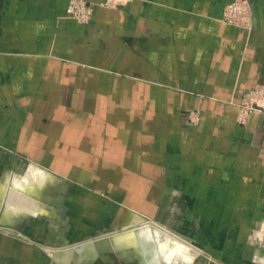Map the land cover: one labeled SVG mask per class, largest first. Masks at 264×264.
Masks as SVG:
<instances>
[{
	"label": "crops",
	"instance_id": "1",
	"mask_svg": "<svg viewBox=\"0 0 264 264\" xmlns=\"http://www.w3.org/2000/svg\"><path fill=\"white\" fill-rule=\"evenodd\" d=\"M89 1L81 23L0 0V264H120L110 234L67 249L119 208L185 226L205 264L259 261L264 112H237L264 84V0L249 29L231 0Z\"/></svg>",
	"mask_w": 264,
	"mask_h": 264
},
{
	"label": "rangeland",
	"instance_id": "2",
	"mask_svg": "<svg viewBox=\"0 0 264 264\" xmlns=\"http://www.w3.org/2000/svg\"><path fill=\"white\" fill-rule=\"evenodd\" d=\"M68 1L69 0H67L66 5ZM128 1L130 0H102L100 3L108 7H122ZM254 4L255 3L252 0H231L224 5L220 18L222 21H225L227 23L243 26L249 29L251 28L252 22L254 19V12H255ZM71 5H72L73 14L77 15L78 17L76 16L69 17L67 16L66 12L64 13L65 17L75 20L77 22H81V23L89 21L92 15V11H93V6H92L91 1L76 0L74 2H71ZM87 11H89L90 13L86 17L85 14L87 13ZM225 12L227 14H225ZM229 19H232L233 21H230ZM260 85L261 84H258L254 86L253 88L248 89L247 92L244 93L241 101H244V103L247 102L246 104L244 103L240 104L241 101L238 103V112H237L238 122L244 123L250 112H256L254 110H245L244 106L247 104L250 105L253 102L256 103L262 100L259 94L248 95L250 90H253L254 88H258ZM259 112H263V111H259ZM55 184L60 187L58 182H55ZM56 201H58L57 196H56ZM111 213L112 211L110 212V210H107V212L104 211L103 218L112 217V219H110L112 221H109V222L107 221L106 223L97 227L96 229L91 228V227H89V229L87 228V231H85L87 233L82 235V238H80L81 241H78L75 243H69L70 246L67 247V249H79L80 246H78V244L79 245L81 244V246H83L84 242L86 243L93 242L101 235H104L108 238V235L114 232L120 235L122 239L123 238L127 239V236H128L127 233L133 236L134 234L133 232L135 228L137 226H140V223H139L140 220H138V222L137 220L136 222L133 220L130 221L129 217L130 215L137 216V213H139L141 214L140 217H142L141 220H146V219L149 220L151 222L150 224L157 226L163 234L168 236V238H172V237L179 238L182 242L186 243L187 245L196 248L199 251V255L202 256L201 250L199 249V247H197L195 243H193L190 239H188L189 235L186 232H184L185 226H182L180 224H175L174 222L169 224L164 221H159L157 219H153L145 215L144 213L134 211V210H126V209L119 208L118 211L115 210V212H113L114 214L112 213V216H111ZM70 228L72 229L73 227L71 226ZM187 228L189 227L187 226ZM81 232H84V231H80V233ZM252 236H253L252 239L254 241V244L256 245L259 251L258 255L260 256L259 261L256 260L253 262V264H261L260 260L262 258H263L262 263H264V216L262 220L256 226L252 227ZM130 246L131 247L127 246L124 252L125 254L123 255H120V252H118V250H115L111 246H108L107 248H103V249L111 250L113 248L115 251H117L118 254L121 256L119 259L120 264H143L144 262H143V259L140 258V255L132 254L131 248L133 249L134 247L132 244H130ZM169 251L172 252V255L168 258V261L166 264H196L198 263L196 255H194L192 252H186L185 254H183L181 248L179 247L172 248V249H170L169 247ZM180 255H182V257L178 258V256Z\"/></svg>",
	"mask_w": 264,
	"mask_h": 264
},
{
	"label": "bare ground",
	"instance_id": "3",
	"mask_svg": "<svg viewBox=\"0 0 264 264\" xmlns=\"http://www.w3.org/2000/svg\"><path fill=\"white\" fill-rule=\"evenodd\" d=\"M45 180L47 182H51L52 178L48 179L47 177L45 178ZM27 185L25 184L24 186ZM25 197V195L19 196L18 202H23L25 200ZM140 216L141 214L137 213V216L130 215L129 217L130 221L133 220L136 222L137 220L138 222V220H140V226H137L133 232L135 235L133 234L132 236L131 234L127 233V239H122V237H120V235L116 234L115 232L109 235L113 239V241H117L119 243L118 248L122 252H125L127 246L131 247L130 244H132L134 247L133 249L131 248L132 254L140 255V258L143 259V262L145 264H166L168 261L166 258H169L172 255V252L169 251V247L170 249L179 247L181 248L183 254H185L186 252H192L194 255H196L198 262L196 264H205V260H203V258L199 255V251L196 248L187 245L177 237L168 238V236L163 234L157 226L150 224L151 222L147 219L141 220L142 217ZM90 248L91 247L87 248L88 252L90 251ZM182 255L178 256V258L182 257Z\"/></svg>",
	"mask_w": 264,
	"mask_h": 264
},
{
	"label": "built area",
	"instance_id": "4",
	"mask_svg": "<svg viewBox=\"0 0 264 264\" xmlns=\"http://www.w3.org/2000/svg\"><path fill=\"white\" fill-rule=\"evenodd\" d=\"M74 1H76V0H69L68 3H67V5H66V8H65V12H66L67 16H69V17H75V16L78 17L77 15L73 14V11H72L71 2H74ZM89 13L90 12L87 11V13L85 14V16L87 17V15ZM225 14H227V13L225 12ZM229 20L230 21H233L232 19H229ZM254 94L255 95L259 94L262 100H260V101H258L256 103L253 102L250 105L247 104V105L244 106V109L245 110H254L256 112L257 111L258 112L259 111H263L264 112V84H261L258 88H254L253 90H250L248 95H254ZM243 103H244V101H241L240 104H243ZM246 103H244V104H246Z\"/></svg>",
	"mask_w": 264,
	"mask_h": 264
}]
</instances>
